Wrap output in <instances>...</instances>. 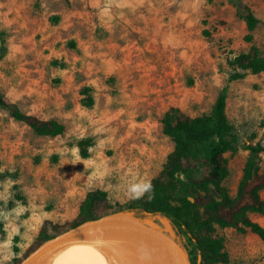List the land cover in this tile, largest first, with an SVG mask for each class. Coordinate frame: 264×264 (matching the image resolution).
Wrapping results in <instances>:
<instances>
[{
	"label": "rangeland",
	"instance_id": "1",
	"mask_svg": "<svg viewBox=\"0 0 264 264\" xmlns=\"http://www.w3.org/2000/svg\"><path fill=\"white\" fill-rule=\"evenodd\" d=\"M242 4L260 20L253 35L264 55V0H0L1 93L66 126L59 136L38 135L0 106V264L21 257L45 221L54 231L75 220L89 191H107L113 209L141 197L174 149L165 112L209 114L225 85L235 141L222 184L236 196L251 146L263 148L264 173V71L229 81L233 60L251 45ZM136 212L196 264H264V239L250 231L214 223L227 257L210 262L166 218ZM130 214L107 219L137 222ZM249 216L264 226V216ZM134 235L177 264L168 243Z\"/></svg>",
	"mask_w": 264,
	"mask_h": 264
},
{
	"label": "trees",
	"instance_id": "2",
	"mask_svg": "<svg viewBox=\"0 0 264 264\" xmlns=\"http://www.w3.org/2000/svg\"><path fill=\"white\" fill-rule=\"evenodd\" d=\"M242 8L245 11L242 17L248 29L245 39L251 45L247 52L233 60L235 70L229 76V81L243 78L248 72L257 74L264 71V55L254 43L253 35L260 20L247 4H242ZM83 92L86 93L85 102L92 105L89 89L85 88ZM228 92L229 85H225L209 114L190 116L175 106L165 112L162 118L163 131L173 140L174 149L141 197L113 209L107 191H89L79 204L75 220L54 231L48 228L50 222L45 221L37 240L13 264H19L45 240L85 221L99 218V211L103 209L108 210L107 214L129 212L141 220L144 219L136 209L166 218L191 245L203 249L210 262L221 256L227 257L226 252H222L223 239L213 236L214 223L243 232L250 231L264 239V226L249 216L250 213L264 216V199L260 196V191L264 190V173L260 172L258 165L259 152L263 148H249L235 197L232 198L222 184L228 171L226 153L234 148L235 141L226 113ZM0 106L6 107L12 118L25 123L38 135L59 136L65 132L64 123L55 118H43L22 111L8 102L1 91ZM79 144L81 153L87 156V140H81ZM190 258L191 263L196 264V259Z\"/></svg>",
	"mask_w": 264,
	"mask_h": 264
},
{
	"label": "bare ground",
	"instance_id": "3",
	"mask_svg": "<svg viewBox=\"0 0 264 264\" xmlns=\"http://www.w3.org/2000/svg\"><path fill=\"white\" fill-rule=\"evenodd\" d=\"M115 223V222H114ZM98 228L115 230L105 224ZM68 244V245H67ZM71 247V248H70ZM116 252L117 257L112 254ZM168 264L146 242L131 235L121 241L63 242L39 257L35 264Z\"/></svg>",
	"mask_w": 264,
	"mask_h": 264
},
{
	"label": "water",
	"instance_id": "4",
	"mask_svg": "<svg viewBox=\"0 0 264 264\" xmlns=\"http://www.w3.org/2000/svg\"><path fill=\"white\" fill-rule=\"evenodd\" d=\"M107 216L108 215L94 220L85 221L60 234H57L52 238L45 240L25 258H23L19 264H35L39 257L54 249L57 245L63 242H116L141 232L146 233L148 236L156 240L168 243L173 250L177 264H192L185 248L166 232L150 226L148 223L138 219L133 215L131 216L137 220L135 223H114L113 221L108 220ZM102 224L112 226L115 228V230L107 232L98 228Z\"/></svg>",
	"mask_w": 264,
	"mask_h": 264
}]
</instances>
